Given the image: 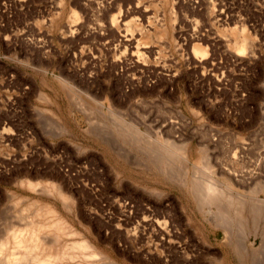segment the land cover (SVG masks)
<instances>
[{
    "label": "rangeland",
    "instance_id": "rangeland-1",
    "mask_svg": "<svg viewBox=\"0 0 264 264\" xmlns=\"http://www.w3.org/2000/svg\"><path fill=\"white\" fill-rule=\"evenodd\" d=\"M32 200L120 264H264V0H0V237Z\"/></svg>",
    "mask_w": 264,
    "mask_h": 264
},
{
    "label": "bare ground",
    "instance_id": "bare-ground-1",
    "mask_svg": "<svg viewBox=\"0 0 264 264\" xmlns=\"http://www.w3.org/2000/svg\"><path fill=\"white\" fill-rule=\"evenodd\" d=\"M137 8L135 9L137 10ZM133 10L131 11L133 12ZM130 12L127 14H130ZM127 14L124 12V14L113 17L111 25L109 26L113 31L119 33L120 43L124 49L126 51L129 49L132 56L139 58L141 54L140 48L142 47H140V42L135 39L134 33L127 34L129 27L134 23L127 21ZM122 31L124 33H120ZM156 31L155 33L157 34L154 36L161 37L162 31ZM246 35L243 30L237 34L236 44L233 47V53L236 55L241 54L247 48L245 47L248 42ZM192 52L195 56L200 57L206 54V49L200 44H196L193 46ZM216 168L217 172L221 175H229V172L223 166ZM209 169L212 172L214 171L212 168ZM24 181L21 183L30 190L41 189L40 192L45 191L49 192V194L56 191L59 197L58 199L62 201L63 205L66 204L67 197L65 193L53 183H46V180L44 184L42 182V184L37 183L36 181L35 183L32 181ZM214 182L204 183L202 185V195L205 196L204 201L208 203H213L218 198L219 193L221 195L219 184L217 183V186ZM37 187H40V189H37ZM36 201L38 200H32V204L29 205V208L34 206L32 207L33 210L31 213L27 214L30 212L27 211L28 209H26L27 213L25 211L26 216L23 214L24 212H21V217L22 215L24 216L22 219L25 218L24 224L19 227L13 224L11 231L0 237V264H120L112 259L107 251L105 252L98 244L91 240L88 235L74 228L54 207L45 203L37 204L39 201L37 203ZM64 235H68L71 239H63Z\"/></svg>",
    "mask_w": 264,
    "mask_h": 264
}]
</instances>
